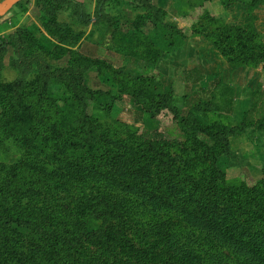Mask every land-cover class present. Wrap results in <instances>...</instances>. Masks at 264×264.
Returning <instances> with one entry per match:
<instances>
[{
	"label": "trees",
	"instance_id": "16d2710c",
	"mask_svg": "<svg viewBox=\"0 0 264 264\" xmlns=\"http://www.w3.org/2000/svg\"><path fill=\"white\" fill-rule=\"evenodd\" d=\"M35 1L45 44L25 27L0 35V149L20 152L0 162V264H264V178L248 186L225 176L229 138L264 132V90L252 93L239 123L205 122L233 112V88L221 79L176 102L154 78L134 79L75 50L109 27L112 51L155 65L159 44L176 47L184 35L152 0H95L92 17L74 0ZM121 6L135 13L126 32L117 24ZM67 11L78 26L61 20ZM201 20L193 34L230 66L264 68L254 17L246 27ZM147 24L152 31H143ZM91 69L115 91L90 90ZM122 95L150 119L168 112L182 139L88 114L90 102L109 112Z\"/></svg>",
	"mask_w": 264,
	"mask_h": 264
},
{
	"label": "rangeland",
	"instance_id": "374dc122",
	"mask_svg": "<svg viewBox=\"0 0 264 264\" xmlns=\"http://www.w3.org/2000/svg\"><path fill=\"white\" fill-rule=\"evenodd\" d=\"M6 0H0L3 4ZM81 5L83 12L92 17L95 10V0H74ZM22 5L24 4L21 1ZM256 2L251 10L249 4ZM152 3L166 12L165 22L181 30L184 39L176 47H170L168 42L162 41L159 45L162 50L160 59L155 65L144 63L138 59L121 55L110 49L111 28L100 27L93 38L81 42L79 49H75L82 56L98 58L122 68L134 79L152 77L161 85V92L172 94L176 102L189 95L198 88H207L213 79H221L229 84L234 92V108L230 115L209 113L202 118L205 122H217L222 125H235L242 119L243 113L250 107L251 95L255 90H264V68L239 66L232 67L213 48L211 43L202 36L193 34V26L198 25L205 14L222 24L239 25L246 27L249 19L254 17V26L264 39V0H152ZM13 5L0 17V35L12 34L17 28L32 29L38 40L45 44V33L41 28L40 14L42 5L30 0L29 5ZM135 13L130 7L121 6L118 27L121 31L130 30L131 21ZM61 20L77 25L79 22L71 18V12L61 15ZM38 27L41 33L34 28ZM91 26L89 25L88 28ZM151 25L143 27L144 32L151 30ZM88 38V37H87ZM12 52L9 50L4 57L8 65ZM69 56H65L58 64L66 66ZM202 81L194 82L198 76ZM84 84L93 91H115L112 84L104 81L91 69L84 75ZM111 84V85H110ZM115 87V86H114ZM116 88V87H115ZM181 107V104H178ZM88 114L103 125L114 126L115 123L124 124L140 132L158 131L168 139L181 140L182 135L168 112L162 113L156 119L145 115L140 106H137L129 96L122 95L111 111L106 112L93 102L88 105ZM234 157L225 169L226 181L229 185L245 183L248 186L256 184L264 178V132L246 129L241 135L229 138ZM20 152L8 144L0 149V162H11L17 159Z\"/></svg>",
	"mask_w": 264,
	"mask_h": 264
},
{
	"label": "water",
	"instance_id": "95a60500",
	"mask_svg": "<svg viewBox=\"0 0 264 264\" xmlns=\"http://www.w3.org/2000/svg\"><path fill=\"white\" fill-rule=\"evenodd\" d=\"M16 0H6L3 4H0V15L7 12L11 6L15 4Z\"/></svg>",
	"mask_w": 264,
	"mask_h": 264
},
{
	"label": "crops",
	"instance_id": "0c3cea01",
	"mask_svg": "<svg viewBox=\"0 0 264 264\" xmlns=\"http://www.w3.org/2000/svg\"><path fill=\"white\" fill-rule=\"evenodd\" d=\"M264 40V39H263Z\"/></svg>",
	"mask_w": 264,
	"mask_h": 264
}]
</instances>
